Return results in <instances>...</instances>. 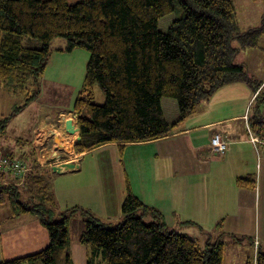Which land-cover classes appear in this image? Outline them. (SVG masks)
<instances>
[{
  "label": "trees",
  "instance_id": "trees-1",
  "mask_svg": "<svg viewBox=\"0 0 264 264\" xmlns=\"http://www.w3.org/2000/svg\"><path fill=\"white\" fill-rule=\"evenodd\" d=\"M178 8L183 14L162 31L159 20ZM263 34L264 14L260 26L243 31L233 0H0V83L21 97L9 116L0 119V136L6 135L12 116L42 93L55 37L67 38L65 50L81 47L90 52L72 106L81 135L75 151L117 143L122 153L128 143L172 132L161 107L163 97L177 100L182 121L219 87L243 81L256 91L263 81L235 59L240 49L259 47ZM26 38L42 42L41 47L26 45ZM95 84L103 89L104 103L94 102ZM256 98L264 103V92ZM260 110L250 126L264 133ZM4 154L23 160L30 169L22 186L6 181L7 171L0 167V204L8 203L10 218L25 213L38 217L50 241L38 252L0 264H73L68 226L76 215L84 221L79 238L87 249V264H224V234L199 244L166 223L162 212L139 200L129 186L118 224L79 205L57 214L52 169L37 162L34 150L21 157ZM237 183L255 185L247 176ZM188 223L195 224H183ZM258 248L246 264H264V251Z\"/></svg>",
  "mask_w": 264,
  "mask_h": 264
},
{
  "label": "crops",
  "instance_id": "crops-1",
  "mask_svg": "<svg viewBox=\"0 0 264 264\" xmlns=\"http://www.w3.org/2000/svg\"><path fill=\"white\" fill-rule=\"evenodd\" d=\"M259 44L250 48H261V42ZM58 53L64 56L74 52ZM53 61L52 55L43 76L42 93L36 98L38 101L34 99L12 116L6 135L0 136V148L3 152H13L16 157L34 150L37 162L50 168L62 162L78 164L62 172L51 171L57 211L79 205L105 222L118 224L124 217L122 205L129 186L139 200L161 211L166 223L198 242L205 244L212 237L224 234L228 243L224 255L229 248L234 250L235 258L243 257L248 261L250 250H240L245 238L240 242L235 237L247 238V231L263 234L258 250L264 251V133L253 132L250 126L255 110L258 107L262 110L264 103L254 99L255 91L250 85L240 81L217 88L209 98L197 103L195 112L182 121L177 100L163 97L164 117L172 125L169 135L128 143L122 153L117 143L77 153L74 144L80 133L72 110L74 102L66 108L56 105V101L61 100L57 94L67 89L61 92L57 87L66 84L63 74L58 75L64 73L66 67L52 73L55 83L46 82L49 70L54 68ZM240 63L249 72L248 65ZM254 72L251 76L262 82L264 67ZM0 87L5 90L1 83ZM5 91L13 96L9 90ZM221 92L226 94L219 96ZM26 117L27 125L18 129L13 122ZM68 119L75 125L73 131L66 127ZM249 128L260 138L258 141L250 138ZM9 132L14 135L9 136ZM219 132L228 146L224 153H212L211 137ZM244 176L252 178L255 185H238L237 179ZM20 180L15 173L7 171L6 181L22 185ZM6 218L5 230L0 231V246L6 243L13 250L21 248L26 254H32L49 244L46 228L38 217L25 213L13 218L9 214ZM146 218L151 217L147 214ZM188 220L195 224L184 225ZM71 224H76L81 232L85 227L80 215L71 218L70 232ZM250 237L254 245V237ZM34 246L35 249L29 251ZM70 250L73 264H87V249L80 238L74 243L71 240ZM239 262L242 264V260Z\"/></svg>",
  "mask_w": 264,
  "mask_h": 264
},
{
  "label": "rangeland",
  "instance_id": "rangeland-1",
  "mask_svg": "<svg viewBox=\"0 0 264 264\" xmlns=\"http://www.w3.org/2000/svg\"><path fill=\"white\" fill-rule=\"evenodd\" d=\"M236 6V10H237V19L238 22L240 23L241 29L243 31L249 29V27H257L260 26L262 24V16L264 14V0H233ZM182 10L180 8H178L175 12H172L170 14H167V16L162 17L159 20V26L160 29L164 32H166L168 30V27L170 26L171 22H173L175 19H177L179 16H181ZM32 39V40H30ZM32 41V42H30ZM262 44L261 48H243L240 49V52L236 55V59L235 61L237 63L239 62H245L248 65L249 68V75H253L254 69L257 70H261L264 67V36H263V40L260 41ZM23 43H25L26 45H31V46H37V47H41L42 42H39L36 39L33 38H26ZM69 45V41L67 40L66 37H55L51 40L50 42V47L51 49H55L52 51V55L54 58L53 61V70L50 69L48 72V76L49 79H47V83H49L50 85H52L54 82V76H52L53 72H58L62 67H66L65 72L64 73H59L63 74L64 76V81H65V85H60L57 86L58 88H61V92H63L64 89H66V92L61 94L59 92V94H57V97L59 96V98L61 99L60 101H56V105L60 106V107H69L68 105H70V103H73L75 101V97L78 93V91L82 88V83L85 77V72L87 69V65H88V59L90 57V52H88V50L86 51L85 49L81 48V47H76L74 49H72L71 51L74 53H67L64 56H60V54L58 53L59 51H64V48H67ZM235 45L238 46V42H235ZM54 53V54H53ZM252 73V74H251ZM45 74V73H44ZM42 75V80H43V76ZM61 76V75H60ZM253 77V76H252ZM62 81V80H61ZM63 81V82H64ZM68 81L70 82V84L68 83ZM42 86V83H41ZM94 102L101 104L104 103L106 101V97L105 94L103 92V89L101 86H99L98 84L94 85ZM54 87V86H53ZM55 88V87H54ZM50 89V88H49ZM56 92L57 89L55 88ZM230 92V91H229ZM234 92V91H233ZM61 94V95H60ZM226 94V92H221L219 94V96H224ZM39 97V96H38ZM20 96L18 97L17 95L13 96L9 93H7V91H5L2 87H0V119L6 116H9L11 110H12V106L19 102L20 100ZM36 101H38L36 99ZM262 113H264V106L262 107ZM27 118V120H26ZM25 120H23L22 118H20L19 120L13 122L16 123L18 126V129L21 128L22 125H27L26 122L29 121L28 117H26ZM253 120V119H252ZM12 126V124H10ZM10 126V127H11ZM30 126V125H29ZM11 131V130H10ZM10 135H14L12 132H9V136ZM12 138V137H11ZM1 149V148H0ZM23 186V185H22ZM57 197V196H56ZM11 208L8 205V203L5 204H0V231L5 230V224H6V217L10 214ZM59 212L61 211H57V214H59ZM59 217V216H58ZM149 218H146V221H149ZM112 224V223H111ZM114 225V224H112ZM71 232H70V239L72 240V243L74 242H78L80 235H81V231L80 229L77 227L76 224H71ZM46 233L47 230L45 229ZM182 232V231H181ZM247 238L246 236L245 241H243V247H241V252H247L248 250H250V256H255L256 254V250L259 246L260 243V234L259 232L257 233H253L251 234V232L247 231ZM250 236L254 237V245L252 244V242L249 240V238H251ZM37 237L40 239L41 235L40 233L37 234ZM229 240V239H227ZM213 241H216V237H212V239L210 240V242L212 243ZM256 241L258 243H256ZM241 242V241H240ZM199 244H203V241H199ZM241 244V243H238ZM73 245V244H72ZM47 245H45L44 247L41 248H45ZM74 246V245H73ZM40 248V250H41ZM31 249H35V246L33 248H29V251H32ZM264 249V248H263ZM234 250H229V248L227 249L226 252V258L224 260V264H241L242 260V264H245V259L243 257H236L235 258V252H233ZM27 252L21 250V248L17 249V248H13L11 246H9L8 244H2V246H0V261H3L4 259L8 260V259H14L17 256H24ZM17 254V255H16ZM244 261V263H243ZM40 262H38L39 264ZM76 264H78V262H75ZM25 264H35V263H29L26 262ZM42 264V263H41Z\"/></svg>",
  "mask_w": 264,
  "mask_h": 264
},
{
  "label": "built area",
  "instance_id": "built-area-1",
  "mask_svg": "<svg viewBox=\"0 0 264 264\" xmlns=\"http://www.w3.org/2000/svg\"><path fill=\"white\" fill-rule=\"evenodd\" d=\"M262 92H264V80L260 85V87L255 91L254 99H256V97H258ZM249 134H250V138H252L253 141H258L260 139L259 137L252 134L250 128H249ZM211 139L212 140L210 144V151L212 153L220 154L226 151L228 146V141L224 138V135L221 132L213 134ZM0 167L6 171H10V172L12 171L18 177H20L21 179L20 182L22 183V185L24 184L23 182L24 177L30 169L23 160L21 161L20 159L7 157L2 149H0ZM256 243L258 242L256 241Z\"/></svg>",
  "mask_w": 264,
  "mask_h": 264
},
{
  "label": "water",
  "instance_id": "water-1",
  "mask_svg": "<svg viewBox=\"0 0 264 264\" xmlns=\"http://www.w3.org/2000/svg\"><path fill=\"white\" fill-rule=\"evenodd\" d=\"M70 131H73V128H75L74 123L72 122V119L67 120V126H66ZM79 131V129H78ZM81 140V135L79 134L78 136V142ZM78 164L75 161H69V162H62L57 165H53L51 169L55 172H62L63 170H69V168H75L77 167Z\"/></svg>",
  "mask_w": 264,
  "mask_h": 264
}]
</instances>
